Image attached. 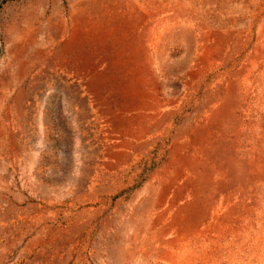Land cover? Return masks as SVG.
I'll return each mask as SVG.
<instances>
[{
	"label": "rangeland",
	"instance_id": "374dc122",
	"mask_svg": "<svg viewBox=\"0 0 264 264\" xmlns=\"http://www.w3.org/2000/svg\"><path fill=\"white\" fill-rule=\"evenodd\" d=\"M0 264H264V0H0Z\"/></svg>",
	"mask_w": 264,
	"mask_h": 264
}]
</instances>
